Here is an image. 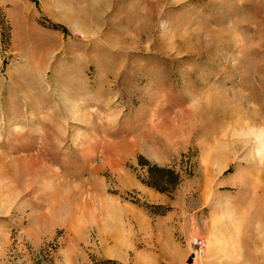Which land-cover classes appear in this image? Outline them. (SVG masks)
<instances>
[{
	"label": "rangeland",
	"instance_id": "1",
	"mask_svg": "<svg viewBox=\"0 0 264 264\" xmlns=\"http://www.w3.org/2000/svg\"><path fill=\"white\" fill-rule=\"evenodd\" d=\"M107 260L264 264V0H0V264Z\"/></svg>",
	"mask_w": 264,
	"mask_h": 264
},
{
	"label": "built area",
	"instance_id": "2",
	"mask_svg": "<svg viewBox=\"0 0 264 264\" xmlns=\"http://www.w3.org/2000/svg\"><path fill=\"white\" fill-rule=\"evenodd\" d=\"M193 246L197 251L202 252L205 246V242L201 238H197L193 240Z\"/></svg>",
	"mask_w": 264,
	"mask_h": 264
},
{
	"label": "trees",
	"instance_id": "3",
	"mask_svg": "<svg viewBox=\"0 0 264 264\" xmlns=\"http://www.w3.org/2000/svg\"><path fill=\"white\" fill-rule=\"evenodd\" d=\"M153 169H157L156 167H153ZM158 170L159 171H163V170H160L159 168H158ZM169 172L168 173H172L170 170H168ZM159 183H157V182H154V185H158ZM98 264H112L111 262H109V260H107V261H104V262H101V263H98Z\"/></svg>",
	"mask_w": 264,
	"mask_h": 264
}]
</instances>
